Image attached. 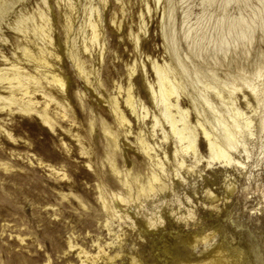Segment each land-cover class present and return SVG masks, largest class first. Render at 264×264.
Here are the masks:
<instances>
[{
	"label": "rangeland",
	"instance_id": "rangeland-1",
	"mask_svg": "<svg viewBox=\"0 0 264 264\" xmlns=\"http://www.w3.org/2000/svg\"><path fill=\"white\" fill-rule=\"evenodd\" d=\"M1 1V72L18 69L28 92H38L22 97V104L30 100V112L0 101V264H91L80 251L94 255L98 247L108 255L121 251L120 258L108 264H130V257L138 264H160L178 250L197 264H209L217 256L219 264H264V129H257V123L264 122V105H256L252 97L246 104L241 89L235 94L254 131L251 157L238 173L215 161L207 163L200 131L196 157L182 152L149 89H157L152 66L174 67L160 31L168 3L178 35L186 15L188 25L206 35L221 33L231 48L240 27L248 25L256 39L254 52L264 61V0ZM182 48L189 55L184 43ZM216 48L211 55H220ZM70 50L82 53L81 76L68 57ZM52 64L60 71L63 88L48 84L43 75ZM217 69L224 77L223 69ZM82 79L98 91L97 100ZM128 89L131 108L123 104ZM0 95L9 97L8 88H0ZM113 99L126 118L123 124L110 110ZM177 102L187 110L189 123L197 125L189 98L180 94ZM44 104L51 127L38 115ZM154 116L157 127L152 126ZM103 130L115 133V146ZM139 140L148 145L149 156L139 149ZM181 161L183 166L178 165ZM187 165L193 171L188 172ZM125 173L131 194L123 185ZM152 173L167 189L156 195L152 191L140 204L139 185ZM227 186L234 194L227 193ZM115 194L133 202L122 206ZM150 213H161L164 221L167 214L170 221L147 227ZM193 235L211 238L184 248V237ZM219 245L221 252H213Z\"/></svg>",
	"mask_w": 264,
	"mask_h": 264
},
{
	"label": "bare ground",
	"instance_id": "bare-ground-1",
	"mask_svg": "<svg viewBox=\"0 0 264 264\" xmlns=\"http://www.w3.org/2000/svg\"><path fill=\"white\" fill-rule=\"evenodd\" d=\"M2 8L4 9V7ZM186 20V15H183L181 18V33L178 35L176 32L175 14L168 3V10L163 13L160 20V31L170 51L169 56L170 59L173 60L174 67L170 68L166 64L164 66H152L157 89L153 90L152 87H149L151 95L153 99L160 104L161 115L166 122L172 138L180 145L182 152L187 153L190 151L194 155L193 158L196 157L197 132L200 131L199 134L206 143L207 163L209 161H215L222 166L230 167L238 173H241V170L244 169V161L251 157L250 138L254 131L252 128V121L245 120L243 113L240 111L236 103L237 98L235 94L237 90L241 89L240 91L242 92L240 93L246 104L250 105L249 97H252L256 105H264V61L254 52L256 39L253 37L252 30L249 29L248 25L240 27L237 40L231 44V48H228L226 47L227 42L221 33L216 32L206 35L202 28L192 27L186 23ZM92 35L93 37L95 36V29L93 27ZM182 43L186 45L189 55L187 53L183 54ZM215 46L217 47L216 51L219 52L220 55H211L210 52ZM67 54L74 63L77 73L79 74V72H82L80 71V69L82 70V53H75V51L72 52L70 50ZM56 59H58V57H56ZM41 62L46 64L45 60H41ZM47 65L50 64L47 63ZM217 68L223 69L224 77L218 76L216 73ZM1 70L2 69H0V88H8L10 95L9 97L0 95V101L7 102L8 104H16L17 110L20 112L33 111L32 108H29L31 106L30 100L27 101L26 104H22V97L29 94L33 95L35 92H38L37 88L28 92L27 87H24L21 82L19 71L16 68H10L6 72H1ZM43 75L48 84L58 85L60 88H63L62 76L54 64L49 66ZM176 75L179 77V81L175 80ZM23 77L30 80L34 79L28 76ZM85 83L88 85L87 79L84 80V84ZM88 86L91 89L90 85ZM91 90L96 98L98 91L96 89ZM180 94H184L189 98L193 109L192 112H194L195 117H197V125L190 124L187 118V110L180 108L177 102ZM15 96H20L19 100L16 101ZM41 96L48 102L53 103V100L45 93H42ZM98 100L103 102L101 97H99ZM109 104L110 110L114 116H116L118 123L123 124L126 118L117 105V101L113 99ZM123 104L125 107H132L129 89L126 91ZM47 106L48 104L42 105L40 112L43 113L38 115L46 126L48 125L51 127L50 120L47 117ZM252 108L254 109V107ZM171 110H175V113L172 114ZM152 126H159L158 119L155 116L153 117ZM103 128L105 129L106 127L104 126ZM257 129L259 132L264 129V122L262 120L257 123ZM103 131L107 136L112 138V145L115 146V133L111 134L107 130ZM162 133L165 134L164 131H162ZM125 144L127 147L131 146L126 140ZM137 144H139L141 152L149 156L148 145L142 140H139ZM262 153L263 150H260L259 155ZM178 165L183 166L184 163L181 161L178 162ZM111 168L114 173L119 174L114 164L111 165ZM185 168L188 172L193 171L191 166L187 165ZM126 173L121 177L124 178L123 185L131 194V186ZM176 175L177 173L174 171V176ZM139 187L136 199L139 200L140 204L146 202L148 197L151 196L152 191H155L156 195L157 193L161 194L167 189L165 184H160V179L154 173L146 180V183L140 184ZM233 191V187H228L227 193L229 195H231ZM211 194L210 190H208L207 195L210 196ZM115 197L122 206L129 205V202H133L131 197L127 198L128 200L119 194H115ZM102 207L104 209L108 208L103 199ZM170 211L171 214L175 215L173 208ZM160 214L156 215V213H150V216L146 217L147 227L158 228L170 221L167 214H164L165 221ZM190 216L191 214H188V218ZM179 218L181 217L177 219ZM129 227L132 229L135 227L134 221H130ZM213 234L214 233H211L210 235L213 237ZM210 235H204L198 238H194V235L186 236L184 237V243L186 245L184 248L187 247V244L191 248H195L198 244H205L208 242V237ZM69 247L71 248L72 245L69 244ZM221 248V245H219L213 249V252L219 254ZM97 250L98 251L94 255L84 252L82 249L80 252L85 254L86 259H91V264H100L97 260L98 258L101 259V256H103L101 261L102 264H108L113 262L115 258H118L121 252L117 250L114 251L113 255H108L101 247H98ZM207 253L211 255L212 252ZM202 254L205 255V253ZM220 257L221 256L214 257L209 264L221 263ZM195 261L196 260H191L187 255L180 253L178 250L166 256L160 264H197ZM129 262L130 264H138L135 257H130ZM80 263L83 264V261ZM238 263L249 264L245 261H237L236 263L230 264ZM223 264H229V262Z\"/></svg>",
	"mask_w": 264,
	"mask_h": 264
}]
</instances>
